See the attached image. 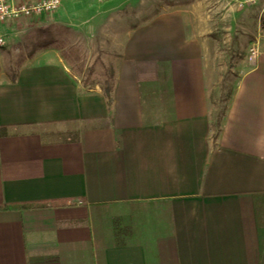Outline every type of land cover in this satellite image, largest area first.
Masks as SVG:
<instances>
[{
  "label": "crops",
  "instance_id": "obj_1",
  "mask_svg": "<svg viewBox=\"0 0 264 264\" xmlns=\"http://www.w3.org/2000/svg\"><path fill=\"white\" fill-rule=\"evenodd\" d=\"M61 1L3 38L21 23L109 38L113 92L57 48L0 77V205H17L0 209V264H264V41L220 115V41L198 9L241 8Z\"/></svg>",
  "mask_w": 264,
  "mask_h": 264
},
{
  "label": "rangeland",
  "instance_id": "obj_2",
  "mask_svg": "<svg viewBox=\"0 0 264 264\" xmlns=\"http://www.w3.org/2000/svg\"><path fill=\"white\" fill-rule=\"evenodd\" d=\"M231 2L236 4V0ZM198 9L213 17L215 34L220 41L219 48L215 49L213 64L215 79H219L215 98L220 99L218 109L221 113L225 111L227 101L245 69L243 65L247 66L250 48L258 41L261 44L264 41L261 26L264 21V2L240 10L236 7L221 8L217 4ZM45 40H52L55 45L64 43L65 50L69 52L70 48L74 49L69 53L71 62L86 83L97 82L103 86L112 83L117 56L113 53L115 47L111 39H100L91 45L77 38L67 28H39L28 23L11 26L10 32L5 34L4 43L0 46V77L3 73L9 77L27 57L41 49Z\"/></svg>",
  "mask_w": 264,
  "mask_h": 264
},
{
  "label": "built area",
  "instance_id": "obj_3",
  "mask_svg": "<svg viewBox=\"0 0 264 264\" xmlns=\"http://www.w3.org/2000/svg\"><path fill=\"white\" fill-rule=\"evenodd\" d=\"M264 0H236L238 8L256 5ZM62 4L61 0H42L37 3H27L22 0H0V26L8 21L19 20L21 18L39 17L45 13L57 11ZM4 38L0 32V46L3 45ZM260 53L258 43L253 44L249 50L248 58L255 64Z\"/></svg>",
  "mask_w": 264,
  "mask_h": 264
},
{
  "label": "trees",
  "instance_id": "obj_4",
  "mask_svg": "<svg viewBox=\"0 0 264 264\" xmlns=\"http://www.w3.org/2000/svg\"><path fill=\"white\" fill-rule=\"evenodd\" d=\"M262 28H263V30H264V21H262ZM40 48L41 49H47V48H57V49H59L62 53H63V56L65 57V58H69L70 59V52L71 51H73L74 49L73 48H70L71 50H70V52L68 51V50H65L66 49V45L64 44V43H58L57 45H55V44H53V42H52V40H45L42 44H41V46H40ZM32 55V54H31ZM70 61H71V59H70ZM72 63V62H71ZM73 65V64H72ZM104 92H105V94L107 95V97L109 98V99H111V96H112V92H113V86H112V83H110V84H108V85H106V86H104ZM225 114V111H224V113H222V114H220V115H224ZM219 115V117H218V119H217V121H216V125H215V127H216V131H218L219 130V128H220V121H221V118L223 117H221ZM15 206H17V205H0V209H4V208H9V207H15Z\"/></svg>",
  "mask_w": 264,
  "mask_h": 264
}]
</instances>
